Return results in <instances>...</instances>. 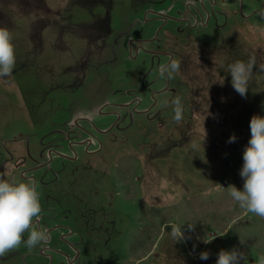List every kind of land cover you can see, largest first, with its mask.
<instances>
[{
	"label": "rangeland",
	"instance_id": "1",
	"mask_svg": "<svg viewBox=\"0 0 264 264\" xmlns=\"http://www.w3.org/2000/svg\"><path fill=\"white\" fill-rule=\"evenodd\" d=\"M0 26L16 55L0 79V178L35 183L33 227L51 237L0 264H215L234 248L256 264L264 218L229 186L242 190L249 121L264 116V0H0ZM250 58L243 98L227 65Z\"/></svg>",
	"mask_w": 264,
	"mask_h": 264
},
{
	"label": "clouds",
	"instance_id": "2",
	"mask_svg": "<svg viewBox=\"0 0 264 264\" xmlns=\"http://www.w3.org/2000/svg\"><path fill=\"white\" fill-rule=\"evenodd\" d=\"M15 66L16 55L12 35L6 27L0 26V79L11 76ZM255 67L254 58H250L247 62L235 61L227 65L231 85L243 98H246L248 83ZM180 68V61L171 60L163 67L160 74L171 79ZM259 70L264 71V65H261ZM220 83L223 84V81ZM171 103L174 105V119L179 122L183 118L180 97H175ZM249 128L250 139L242 154L243 164L239 173L243 179L242 190L230 185L229 195L245 212L264 218V116L253 115L249 121ZM235 141L236 136L233 134L227 142ZM41 212L40 194L34 182L14 184L0 178V257L19 248L21 244L31 251L50 240L44 228L33 227L39 220ZM193 227L194 225L189 224L190 230ZM170 228L169 235L174 243L186 238L181 225H171ZM229 231L226 230L219 236H224ZM25 233H28L26 239ZM215 237L203 242L210 243ZM199 259H209V253L200 252ZM245 260L244 253L239 249H221L215 264H243ZM256 264H264V255L259 256Z\"/></svg>",
	"mask_w": 264,
	"mask_h": 264
},
{
	"label": "flooded vegetation",
	"instance_id": "3",
	"mask_svg": "<svg viewBox=\"0 0 264 264\" xmlns=\"http://www.w3.org/2000/svg\"><path fill=\"white\" fill-rule=\"evenodd\" d=\"M72 157H70V159H71ZM74 158H72L71 160H73ZM77 160V159H76ZM50 237V236H49ZM50 240H51V237H50ZM50 240L48 241V242H50Z\"/></svg>",
	"mask_w": 264,
	"mask_h": 264
}]
</instances>
